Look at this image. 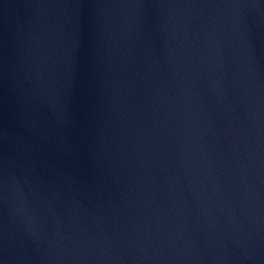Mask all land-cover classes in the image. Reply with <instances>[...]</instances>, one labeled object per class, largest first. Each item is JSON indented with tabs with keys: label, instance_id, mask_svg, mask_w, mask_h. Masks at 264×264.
<instances>
[{
	"label": "water",
	"instance_id": "1",
	"mask_svg": "<svg viewBox=\"0 0 264 264\" xmlns=\"http://www.w3.org/2000/svg\"><path fill=\"white\" fill-rule=\"evenodd\" d=\"M0 264H264V0H0Z\"/></svg>",
	"mask_w": 264,
	"mask_h": 264
}]
</instances>
